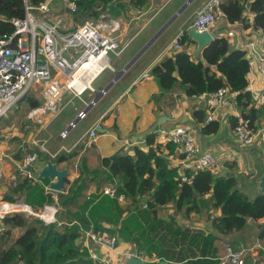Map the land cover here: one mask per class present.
<instances>
[{
    "label": "trees",
    "instance_id": "1",
    "mask_svg": "<svg viewBox=\"0 0 264 264\" xmlns=\"http://www.w3.org/2000/svg\"><path fill=\"white\" fill-rule=\"evenodd\" d=\"M39 1L30 0L32 5ZM147 5L148 0H80L71 16L76 27L104 11L114 17L122 13L130 17ZM246 7L253 14L252 25L261 29L264 36V0H225L219 9L227 22L235 23L244 20ZM0 14L7 18L23 17V0H0ZM5 28L9 29L8 26ZM179 44L182 46L180 51L164 56L150 69L160 90L151 96V100L164 101L172 108L175 97L170 93L175 88L187 97H194L225 85L236 93L234 102L242 117L253 123L260 115L264 119V103H261V108L254 106L256 96L249 88L248 80L251 64L245 51L230 48L227 38L216 36L194 57L187 47L196 43L188 37L187 31L182 32ZM19 101L28 109L39 105V100L32 94L24 95ZM206 112L207 107L203 106L193 110L192 115L201 124L202 134L215 133L219 123L216 120L206 122ZM229 120L233 128L237 119L230 117ZM156 136L155 132L146 134V149L135 145L132 153L121 149L90 164L81 157L77 165L78 175L72 181L67 177L64 179L63 192L57 193L56 201L40 186L47 185V179L37 181L23 172L22 175L18 173L15 182L3 192L1 200L22 201L34 211L54 203L58 206L56 220L46 223L41 218L20 212L1 218L0 264H106L91 259L82 243H76L83 230L114 237L115 249L119 247L117 236L122 242H132L135 248L128 252L135 251L139 257H147L144 259L151 264L161 259L168 260L169 264H191L194 261L189 258L194 256L184 257L185 250L192 255L195 252L184 247L187 237H191V227H177L175 216L190 223L210 222L213 230L204 238L209 246L218 235L228 236L241 230L248 220L264 219V194L249 198L237 187V179L233 175L209 169L195 171L173 164L174 145L158 143ZM75 154L57 153L52 161L74 163ZM39 156L44 160L41 153ZM15 158L19 161L24 159L21 154ZM235 163L225 162V166L235 169ZM182 176L186 180H182ZM107 184L116 189V196L123 195L127 200L125 207L116 197L103 193ZM168 206L172 209L170 217L175 223L174 229L182 230L179 239L174 238L176 245L172 253L171 249L164 248L163 238L169 233L159 235L166 226L162 214ZM215 211L218 213L214 214ZM29 218L33 220L29 221ZM259 226V237L264 238V222ZM16 227L23 228V232L12 240V229ZM176 248L178 250L175 251ZM154 249L162 250L155 254Z\"/></svg>",
    "mask_w": 264,
    "mask_h": 264
},
{
    "label": "crops",
    "instance_id": "2",
    "mask_svg": "<svg viewBox=\"0 0 264 264\" xmlns=\"http://www.w3.org/2000/svg\"><path fill=\"white\" fill-rule=\"evenodd\" d=\"M185 1L186 0H148V5L145 8L138 9V12L136 10L130 17L124 16L123 13L114 17L107 12L109 20L117 21L120 26L119 31L116 33L119 34L124 43L127 42V46L124 49L125 51L131 47L138 36L145 35V38L135 48L131 49L123 61L112 65L113 69H121ZM195 1L196 0H193L188 7L175 18L165 31L151 43L138 59L93 105L96 107L100 102L104 104L95 111L89 124L83 127L77 134L70 137L71 129L76 127L77 123L82 120L80 119L67 131L64 138H60L59 132L67 128L71 120L76 117L80 111L78 102L75 100L69 102L73 103V112L71 111L64 120H59L54 123V120L58 118L61 111L52 121L53 124L50 126L48 133L49 139L51 135L54 136V141L48 140L46 143L48 149L45 148L48 153H41V157H44V160H40L39 158L38 162L33 164V172L37 173V171L45 165L47 160L52 161L51 154L62 152L66 154L76 153L74 163H56L59 169L65 168L68 170L66 177L72 181L78 175L77 165L81 157H84L86 162L90 164L93 162L96 163L98 158L110 156L121 149H126L129 153H132V148L135 145L146 149L144 144V137L146 134L154 132L157 128L168 130L175 126L182 125L190 132L196 143L202 149L210 148L215 155L218 156L222 163V167L219 171L220 174L227 176L233 175L236 177L237 187L249 198H253L256 194H259L257 179L264 169V146L257 139L254 144L246 150L238 148L236 137L229 120L230 117L239 118L241 116L240 110L237 109L234 100L230 99L227 103L217 108L214 120L219 123V129L217 132L211 134H202L200 131L201 124L197 123L193 118V110L203 107L194 97H187L181 90L175 88L170 93L175 97L174 107L169 108L164 101L155 102L151 100V96L159 93L160 90L156 80L150 73V69L164 56H170L174 53L172 45L175 37L183 31H189L195 13L207 2V0H200L192 12L183 16L186 10ZM221 1L223 2L225 0ZM243 15L244 20L235 23L227 22L224 15L220 16L219 21L212 29V35L213 37H225L229 42L230 48L245 51L246 57L251 64V71L248 74L249 88L255 93L257 99L259 91L264 88V60L259 59V56L264 57V46L260 43L261 38L264 36L261 29H257L252 25L253 14L247 7L244 9ZM196 47L197 44H191L187 47V51L194 57L201 52H197ZM109 71L110 73H107L109 74L106 78L107 81L105 80L106 83L114 76V71ZM145 72H149L151 76L144 78L143 74ZM102 88L103 87L95 89L100 90ZM83 97L80 98L82 102L85 103L90 101L91 97L87 99L88 101ZM256 99L254 106L261 108V104H257ZM94 107L86 113L85 118L91 113ZM116 109H118V114L114 117L113 114ZM97 121H99L101 128L97 133V137L91 139L87 136L86 132ZM254 125L257 127L264 126L262 115L257 118ZM23 154L25 156L24 152ZM171 158L173 159V161L172 159L171 161L175 164L176 155ZM232 161L236 162L235 164L237 167L235 169H228L225 166V162ZM13 163L14 165L16 164L18 171L10 174L8 178L10 184L15 182L18 173L22 175V171L20 170L22 161L14 158ZM3 169L7 170L4 166V162H2L0 158V172L2 176L3 174H9L5 173ZM47 180L49 183V179ZM253 190H255L254 195L251 194ZM49 192L56 201L57 192L52 190ZM50 208H54V210L57 211L58 206L52 203L45 204L42 208H38L37 211L31 209L34 213L46 214L43 217L47 223H50L56 220V211L48 210ZM217 213L218 211L214 212V214ZM42 220L45 221L44 219ZM250 222H252V220ZM253 222L259 226L264 222V219ZM1 226L2 224H0V228ZM190 227L191 237H187L184 247L192 248L195 254L193 253L192 255L189 251L185 250L184 257L188 258V256H194L189 258L194 261L191 264H217L218 260L224 255V247L227 244L236 251L244 250L243 259L245 264H252L253 261H255L256 264H264V238L259 237V232L255 240L243 241L244 239H241V241L239 240V242L235 243L234 247L232 246V242L226 241L224 245L218 248L215 246L213 247L212 244V249H210L208 243H202L200 241L199 235L205 237L207 233L212 232L213 228L211 223L199 222ZM21 230L23 231V228L20 227L12 229V234H15L12 236V240L16 239L22 233ZM177 230L178 229L175 228L172 231ZM195 232H197L196 237L192 238ZM198 241H200V243H198ZM76 243H79V241L76 240ZM243 244L246 245V247H240ZM130 247L131 246L127 245H120L117 247L118 250L109 255L113 264H126L128 259L126 255L129 253ZM176 250H178V248H176L175 251ZM107 254H109V251H107ZM165 261L170 263L168 260Z\"/></svg>",
    "mask_w": 264,
    "mask_h": 264
},
{
    "label": "built area",
    "instance_id": "3",
    "mask_svg": "<svg viewBox=\"0 0 264 264\" xmlns=\"http://www.w3.org/2000/svg\"><path fill=\"white\" fill-rule=\"evenodd\" d=\"M78 1L80 0H40L32 5L30 0H23V17L7 18L0 14V118L24 95L32 94L39 100V105L28 109L26 119L45 129L71 101L67 96L80 98L86 92H93L92 84L99 75L105 70L114 71L108 54L111 52L118 56L127 46V42L124 43L116 33L120 29L117 21L109 20L106 12H102L97 21L88 19L74 28H66L60 21H55L57 15H72L76 11ZM221 2V0H207L195 13L191 25L198 33L212 34L214 25L223 15L219 9ZM52 9L55 11L53 19H45L31 12L37 11L45 15ZM6 26L10 30H7ZM181 35L182 32L173 41V52L182 49L179 44ZM260 43L264 46V37L261 38ZM259 59L264 60V57L259 56ZM150 76L149 72L143 74L144 78ZM235 95V92H231L224 85L215 91L202 92L194 98L200 105L207 107L205 121L210 122L214 120L217 108L230 99L234 100ZM256 103H264V88L259 91ZM82 110L77 114L79 120L84 119L87 113ZM117 114L118 109L113 116L116 117ZM236 119L232 129L238 148L246 150L257 139L264 146V126L257 127L246 117L240 116ZM74 125H71V128ZM100 128L99 121L95 122L86 132L87 136L95 139ZM67 131L66 128L61 130L60 138H64ZM154 132L157 134L158 143L174 145L176 165L195 171L204 169L220 171L222 163L218 156L210 148L202 149L184 126L178 125L168 130L157 128ZM31 144H37L41 150L47 153L48 151L43 144L38 145L36 139L20 147L25 153L20 170L27 177L36 180L37 173L33 172L32 166L38 162L39 156L33 152ZM56 154H51V157L54 158ZM182 180L186 178L182 176ZM40 186L50 191L48 185ZM103 193L116 197L119 202L123 201V195L116 196L114 187H104ZM15 212L26 216H37L44 220L43 216L46 215L34 213L30 206L23 202H0V219ZM82 232L79 242L87 249L90 258L109 264L105 259L102 260L94 249L99 246L114 250L115 238L101 236L91 230ZM243 253L244 250L234 251L227 244L224 255L217 264H245ZM128 254L139 257L135 251ZM252 264L256 262L253 261Z\"/></svg>",
    "mask_w": 264,
    "mask_h": 264
},
{
    "label": "rangeland",
    "instance_id": "4",
    "mask_svg": "<svg viewBox=\"0 0 264 264\" xmlns=\"http://www.w3.org/2000/svg\"><path fill=\"white\" fill-rule=\"evenodd\" d=\"M199 1L200 0H196L186 10V12L183 14V16H186L190 12H192L195 9V7L198 5ZM31 12L33 14L40 16V17H43L45 19L46 18L53 19L55 11L52 9L49 13H46L45 15L40 14L37 11H31ZM104 12H106V14H107V11H104ZM98 16L93 20L97 21L98 20L97 18H99ZM126 17H129V16H126ZM55 21L56 22L60 21L61 24L65 25L66 28L67 27H72V28L75 27L72 16L68 15V14L57 15L55 18ZM144 38H145V35L144 36L143 35L138 36L136 38V40L133 42V44L131 45V47L129 49H127L126 51L124 50L125 52L123 51L124 53L122 52L123 54L121 53L119 56H116L115 54L110 52L108 54V56L110 58L111 64L115 65L117 62L123 61L125 59V57H127V55L129 54L131 49L135 48ZM107 73H110V71L109 70L103 71L99 75V77L93 82L92 85H93L94 91H96L97 88L104 87L107 84L106 78H107V75H109ZM94 91L93 92H86L80 98H82L84 96L83 98H85L86 101H88L87 99H89L91 97L90 98V101H91L93 96H94ZM89 95H92V96H89ZM80 98L67 96V99L71 100V102L75 100L76 102L79 103L78 108L81 111L82 109H84V107H86V105L90 101L84 103V102H82V100H80ZM103 105H104L103 102H100L96 107L92 106V107H94V109L91 111V113L88 114V116L86 118L80 120L77 123L75 128L73 127L71 129L72 131H71L69 136L71 137V136L77 134L83 127L87 126L89 124V122L91 121V118L94 115L95 111H97ZM27 111H28V108L25 105V103L18 101L16 103H14L11 106V108L0 118V158L2 159V162H4V166L7 168V170H4V169L3 170L5 171V173H9V174H5V175L3 174L2 178H0V202L3 201V200H1L3 192L7 191V188L10 185V180L8 179L10 177V174L18 171L16 164L14 165V163H13L15 155L21 154L24 157V154H23L22 150L20 149V147L22 145H26V143L27 144L31 143V141L33 139L38 140V145L43 144L44 146H46V143L48 142V140L54 141V136L51 135L50 136L51 138L49 139V133H48V130H49L50 126L53 124V122L51 124H49L47 128L42 129L39 124L32 123L26 119ZM71 111L73 112V103H68L64 107L62 112L59 114L58 118L56 120H54L55 121L54 123L58 122L59 120H64L69 115V113ZM75 118L76 117H74L72 120H74ZM31 145H32L31 149L33 151H35L38 154V156H39V153H45V151L41 150L37 146V144H31ZM45 148H47V146ZM39 158H40V156H39ZM262 172L263 171H261L260 174H262ZM45 181H47V180H45ZM106 186L112 187L110 184H107L104 187H106ZM254 193H255V190H253L251 192L252 195H254ZM126 202H127V200H125L123 197V201L120 203L123 207H125L127 205ZM170 215H172V209L170 206H168V207L164 208L163 214H162L163 219H165L166 226L161 230L159 235L166 236L167 234H164V233H169V236H166L163 238L164 248L167 250L171 249V253H172V249L176 245L174 243V238L179 239V235L181 234L182 230L179 229L177 231H172L174 229L173 226L175 223H174L173 219L170 217ZM31 217L40 219L37 216H31ZM175 219L177 222V224H176L177 227H180V226L185 227V225H189L188 223H190L186 220H183L178 215L175 216ZM31 220H33V219L29 218V221H31ZM250 221L251 220H248L246 225L241 230L234 231L233 233L229 234L230 236L218 235L217 239L215 241H213V247L214 246L217 248L221 247L222 245H224V243L226 241L232 242V246L234 247L235 243L239 242V240L241 241V239H244L243 241L255 240L256 235L260 230V226L255 224V222H253V221L250 222ZM194 225H195V222H191L189 226H194ZM95 233H97V232H95ZM14 235L15 234H12V236H14ZM102 236H105V235H102ZM106 237H108V236H106ZM154 237L156 239L158 238L157 236H154ZM79 238L77 239L78 241L80 240ZM199 238H200V241L202 243H206V241L204 240L205 237L203 235H199ZM109 239L111 240V238H109ZM130 241H132V240H130ZM200 241H198V243H200ZM153 242H155V240ZM117 243L119 244L118 246L127 245V246H131L132 249L135 248V246L132 242H126V243L122 242V239L119 236H117ZM156 244H158V243L156 242ZM178 245H179V243H178ZM131 247H130V249H131ZM240 247H246V245L243 244ZM210 249H212V246H210ZM94 250H97L96 252L102 258V260L105 259L106 261L109 262V264H113V261L109 255L111 253H114V251H116L118 249H117V247H116V249L114 247V250L111 251V250H107L104 247L98 246V248L94 249ZM161 250L162 249H154V253L159 254V252H161ZM224 250H225V247H224ZM107 251H109V254H107ZM129 253H131V252H129ZM196 253H198V252H196ZM107 255L109 256V258ZM126 256L129 257L131 255L127 254ZM144 258H147V257H144ZM144 258H141V259H144ZM97 261H99V260H97ZM99 262H101V261H99ZM122 264H124V263H122Z\"/></svg>",
    "mask_w": 264,
    "mask_h": 264
},
{
    "label": "water",
    "instance_id": "5",
    "mask_svg": "<svg viewBox=\"0 0 264 264\" xmlns=\"http://www.w3.org/2000/svg\"><path fill=\"white\" fill-rule=\"evenodd\" d=\"M192 1L193 0H186L121 69L114 70L113 78L102 89L94 91V96L92 100L86 105V107H84L82 112L86 113L107 92V90L113 85V83L138 59V57L151 45V43L165 31V29L175 20V18L180 13H182L188 7V5ZM187 34L188 37L194 40L197 44V52H200L203 47H205L214 39L213 35L210 32L198 33L192 25L190 26V29ZM78 120L79 116H76V118L71 121L69 127L66 128V131L71 128V125L76 124ZM67 174V169H59L55 162L47 160L45 165L37 171L36 180L41 181L42 179H49V189L60 193L63 192V183ZM257 181L259 185L258 192L260 194H264V169L262 174L258 177ZM126 264H151V262L131 255L128 257ZM155 264L169 263L161 259Z\"/></svg>",
    "mask_w": 264,
    "mask_h": 264
}]
</instances>
